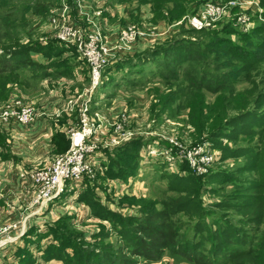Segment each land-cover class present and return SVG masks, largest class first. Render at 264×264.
Returning <instances> with one entry per match:
<instances>
[{
  "label": "rangeland",
  "instance_id": "374dc122",
  "mask_svg": "<svg viewBox=\"0 0 264 264\" xmlns=\"http://www.w3.org/2000/svg\"><path fill=\"white\" fill-rule=\"evenodd\" d=\"M232 1L235 0H189L184 10L186 13L181 20L168 22L156 19L150 0H0L1 60L5 59L4 53L9 49L12 51L11 48L21 49L31 45H34L32 53L44 56L39 52V47L46 46L51 41L55 42L51 40L52 16L69 13L67 15L69 20L82 26L87 23L85 16L79 13V5L83 11L104 10L106 28L105 26L103 28L112 46L115 45L117 33L115 30L111 31V26L116 29L128 24L137 25L148 33L133 45L132 56L127 57L136 61L130 62L129 65L122 63L117 70L111 69L109 72L106 70L102 85L88 98L93 101L101 94L96 106L99 108H104L103 105L106 106L107 103L109 105L113 103L110 117L104 116L101 111L92 112L95 121L90 127L92 134L87 139L94 148L89 162L91 157H98L102 165L95 173L96 169L92 165L93 173L84 175L80 182L69 181L68 194L66 189L58 199V204H53L56 199L42 208L35 204L39 188L33 182L32 174L45 170L50 165L30 171V179L34 185L31 200L18 211L15 223L0 228V237L4 236L0 238V264H194L192 257L177 249V245L196 235L194 229L197 221L171 210V203L177 196L167 189L163 175L181 172L183 168L197 174H206L222 167L232 169L239 162L236 164L235 161L229 160L216 165L218 152L211 150L206 142H196L197 144L194 142L192 110L184 108L189 99V96L187 98V94L183 93L186 81L183 78L180 87L175 82L177 78L183 77L182 71L189 67V62L183 60L170 65L167 62L169 59H164L163 56H158L152 61L143 59V56L151 51L154 52L152 56H155V52L160 51L164 44L171 45L177 41L191 45L193 43L197 51L201 49L202 54L199 57L202 61L191 62L190 66L200 65L201 68L195 70L192 75L199 80L200 74L201 78L206 79L205 85H219L233 70L225 68L230 58L223 53L216 58L214 54L203 53L205 40H200L198 35L191 33L190 28L184 23L180 25L178 23L208 2ZM240 1L246 2L228 9L226 16L216 23L213 30L218 28L221 30L240 14L249 17L254 13L256 0ZM254 19L252 18L249 24L252 28L256 24ZM234 27L239 29L237 24ZM163 29H170V32L163 34ZM172 29L174 33L171 32ZM139 41L144 44L140 48L141 51H136ZM64 49L66 52L60 54L51 64L41 65L40 72L54 76L58 69L56 67H66L71 63L75 56L73 49L69 47ZM68 52L71 56L66 54ZM56 63L62 66L55 67ZM180 63L182 64L179 66ZM16 71L13 81L21 82L22 91H25L23 83L27 84V79H31L30 73L36 70L30 65L20 67L16 65ZM110 79L115 80V85L118 83L120 89L117 87L114 89L115 85H111L110 88L109 84L104 85ZM250 89L245 83L235 86L240 101L247 99L246 95ZM105 90L107 91L104 92ZM204 95L205 103L198 108V114L202 113L205 122L210 109L208 107L212 105L216 110V103L221 105L224 93L205 91ZM8 102L2 104L3 108ZM96 112L110 119V131L106 133L112 136L105 141L93 143L91 142L93 136L97 138V135H100L101 139H104L102 135L107 137L104 134L107 128L104 129L105 126L100 123V116H97ZM126 148L128 150L122 152ZM127 152H134L135 155L137 153V159L127 156L125 154ZM103 157H111L110 166ZM112 157H119L118 159H124V163H131V168L128 170L116 168L113 165V160L116 159ZM76 186H80L81 189ZM73 188L76 189L72 195L70 191ZM86 191L92 193L96 208L102 209L108 218L93 213L86 198L81 194ZM204 201L207 209L212 211L207 222L211 232L215 230L213 222L223 214L229 215L230 221L237 225L240 216L232 210L225 212L210 206L220 201L219 197L209 196L205 192ZM11 228H15L16 237L7 235ZM244 228L251 231L258 229V232H255L258 236L264 234V222L261 226L250 223ZM126 229L134 235H140L144 242L151 241L150 249L136 247L128 238H123L121 232ZM160 230L163 234L159 232ZM151 231L153 233H150ZM154 231H157V234H154ZM218 264H229V258L221 259ZM233 264H240V261Z\"/></svg>",
  "mask_w": 264,
  "mask_h": 264
},
{
  "label": "trees",
  "instance_id": "16d2710c",
  "mask_svg": "<svg viewBox=\"0 0 264 264\" xmlns=\"http://www.w3.org/2000/svg\"><path fill=\"white\" fill-rule=\"evenodd\" d=\"M188 1L150 0L149 3L157 20L174 22L184 16ZM258 3L262 9L261 18L264 19V0H258ZM199 9V7L195 9L192 14ZM254 21L255 27L248 32L240 28L235 29L236 24L233 21L224 25L221 30L220 28L200 31L190 29L191 33L200 37V40H205L203 53L214 54L215 58L223 53L230 58L225 68L233 70L219 85H205L206 79L201 78L200 74H198L199 80L192 75L195 70L201 68L200 65L190 66L191 62L202 61L199 57L202 54L201 49L198 48L200 51H197L193 43L191 45L177 41L171 45L164 44L160 51L155 52L157 55L152 56L154 52L151 51L145 54L144 58L142 57L152 61L158 56H163L164 59H169L167 62L170 65L183 60L189 62V67L182 71L183 77L177 78L175 82L180 87L181 80L185 78L186 81L183 93L187 94L189 99L184 108L192 110L193 140L195 143L206 142L211 150L218 152L216 165L229 160L235 161L236 164L239 162L232 169L222 167L206 174H197L183 168L181 172L163 175L167 189L177 196L171 203V210L197 221L194 229L196 235L177 245V249L192 257L194 264H218L225 257L229 258V264L235 261H240V264H264V234L258 236L255 234L258 229L251 231L244 228L250 223L261 226L264 222V21L258 17ZM171 32L174 33L173 29ZM235 36L236 39H233L232 37ZM11 49L12 51L9 49L4 53L5 59H0V101L7 98L10 92L8 86L15 82L13 77H16V65L18 67L29 65L27 62L31 60L30 52L34 49V45ZM72 51L79 57L74 49ZM39 52L43 53L46 59L54 61L66 50L59 43L51 41L46 46H40ZM132 52L133 50L120 53L107 68V72L111 69H120L122 63L129 65L130 62L136 61L127 58L132 56ZM239 83L248 84L251 88L245 101L239 100L235 90V86ZM205 91L207 93L220 91L224 95L222 99L220 98L221 105L216 103V110L212 105L208 107L210 109L204 122V116L202 113L198 114V108L204 106ZM127 150L128 148L122 152ZM129 152L125 154L137 159V153L135 155L134 152ZM118 158H115L116 161L113 160L116 168L123 170L131 168V163H124V159ZM205 192L209 196L220 198V201L210 205L211 207L225 212L232 210L240 216L237 225L230 221L229 215L223 214L213 222L214 232L210 231L207 222L208 215H211L212 211H209L205 205ZM91 194L86 191L82 196L86 198L93 213L108 218L103 214L102 209L96 208L97 204L92 200ZM159 232L163 234L161 230ZM154 234H157V231H154ZM121 235L123 238H128L132 245L142 249H150L152 245L151 241L144 242L140 239V235H134L129 229L122 231ZM170 242L172 244L173 240Z\"/></svg>",
  "mask_w": 264,
  "mask_h": 264
},
{
  "label": "crops",
  "instance_id": "0c3cea01",
  "mask_svg": "<svg viewBox=\"0 0 264 264\" xmlns=\"http://www.w3.org/2000/svg\"><path fill=\"white\" fill-rule=\"evenodd\" d=\"M109 15L113 16L112 13H109ZM103 26L106 28L105 13ZM110 28L111 31L115 30V33H117L118 28L115 29L112 26ZM160 30L162 31V29ZM163 30L162 33L165 34L166 29ZM139 42L136 45V51H141L140 48L144 44L142 41ZM62 47L68 48L66 46ZM66 54L71 56L70 52ZM30 59L27 64L32 66L36 72L30 73L29 77L31 79H27V84L23 83L25 91H22L21 82L16 83L15 81L8 86L10 92L7 98L0 101V112L4 106L2 104L20 97L36 113L34 121L29 125H23L16 121L5 123L0 119V228L15 223L18 211L31 200L34 185L30 179V171L48 167L68 151L70 133L73 130L82 128L84 104L89 106L86 121L88 127H92L94 124L95 119L92 117L94 110L101 111L106 117L112 115L111 106L113 103L103 105L104 108L96 107L101 94L97 98L94 96L93 101L88 100L87 90L90 86V69L79 57L74 56L71 63L66 67L59 64L55 65V67H62H56L58 69L55 71L54 76L42 73L39 70L41 65L51 64L53 60H48L44 56L32 52H30ZM62 70L64 72H60ZM115 83V80L110 79L104 85L109 84L110 88ZM116 87L120 89L118 83L114 86V89ZM96 114L100 116V123L105 126L104 129L107 128L105 131L103 129L107 137L105 138L102 135L104 139H101L100 135H97V138L93 136L91 139L93 143L105 141L112 136L107 135L108 130L110 131V119L101 116L100 113L98 115V112ZM96 155L97 153H95ZM103 159L105 162L107 160L109 165L111 157H103ZM90 161L96 169L95 173L102 165L101 160L98 157H91ZM102 172L105 173V170L102 169ZM69 188L70 185L67 188V194ZM76 188L81 189L80 186H76ZM76 188H73L70 193L72 194ZM56 201L57 203H55ZM56 201L53 204H58V200ZM14 229H9L7 235L16 237V230L14 231Z\"/></svg>",
  "mask_w": 264,
  "mask_h": 264
},
{
  "label": "built area",
  "instance_id": "2783aa9c",
  "mask_svg": "<svg viewBox=\"0 0 264 264\" xmlns=\"http://www.w3.org/2000/svg\"><path fill=\"white\" fill-rule=\"evenodd\" d=\"M245 2L240 0L229 3L208 2L200 7L195 14L185 17L178 25L184 23L190 29L198 31L213 29L216 27V23L226 16L228 9L241 6ZM254 5L256 10L249 17L240 14L232 19L244 32L252 29L249 25L252 18L258 17L264 21L261 18L262 9L257 0ZM79 7V13L85 16L87 23L82 26L69 20L67 16L69 13H63L61 16L54 15L51 19L53 29L51 40L62 46L73 48L79 58L88 65L90 86L87 90V97L89 98L102 85L104 73L118 55L131 51L133 45L148 33L142 31L137 25L120 26L117 29L115 45L112 46L103 28L104 11L102 9L92 12L83 11L82 6L79 5ZM87 24L91 26L88 27ZM168 32L170 29H167L165 33ZM87 110L88 106L84 104L82 128L70 133L69 150L57 158L47 169L32 174L33 182L39 188L35 204L40 208L48 206L49 202L52 203L54 200L60 199L65 193L69 181L80 182L84 175L93 173L89 158L94 148L87 142L92 134L86 123ZM35 117V110L20 98L9 101L0 112V119L5 123L16 121L23 125H29Z\"/></svg>",
  "mask_w": 264,
  "mask_h": 264
}]
</instances>
